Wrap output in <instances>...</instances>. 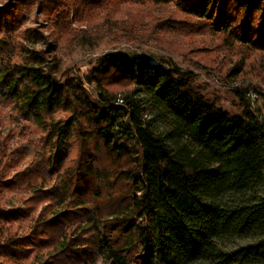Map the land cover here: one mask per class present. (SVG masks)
Here are the masks:
<instances>
[{"label":"trees","instance_id":"obj_1","mask_svg":"<svg viewBox=\"0 0 264 264\" xmlns=\"http://www.w3.org/2000/svg\"><path fill=\"white\" fill-rule=\"evenodd\" d=\"M133 1L173 3L189 20L155 18L163 33L209 29L246 47L263 75L264 0H13L54 18L67 46L97 10L108 22ZM50 54L31 50L0 70V100L43 132L32 164L0 180V192L26 184L33 193L28 207L0 206V222L42 205L28 234L0 241V264H264V122L252 110L233 115L194 72L151 71L150 58L118 52L90 73L94 96Z\"/></svg>","mask_w":264,"mask_h":264},{"label":"rangeland","instance_id":"obj_2","mask_svg":"<svg viewBox=\"0 0 264 264\" xmlns=\"http://www.w3.org/2000/svg\"><path fill=\"white\" fill-rule=\"evenodd\" d=\"M149 13L151 17H148ZM95 16L91 23L74 26L80 34L79 40L67 46L58 37L54 18L42 12L36 3L19 5L13 0H0V70L26 62L31 50L49 48L50 56L61 63L63 71L83 79L86 88L95 96L97 90L90 81V73L102 55L118 52L130 57L146 56L150 58L149 70L178 67L192 71L196 75V86L209 100L233 115L249 108L264 122V73L255 75L246 47L239 44L227 46L220 34L209 29L200 33H191L187 28L163 33L160 21L169 18L189 20L177 11L173 3L144 5L133 1L120 4L118 12L108 22L102 10H97ZM155 18L160 21H154ZM15 21L19 25L13 30ZM83 30L87 32L86 36ZM245 58H248L247 71L231 76L230 68ZM65 116L59 113L56 119ZM42 135V130L22 118L13 105L0 100V140L6 138L0 156V180L4 179L3 176L14 177L32 164L35 154L41 150ZM133 148L138 150L135 145ZM22 152L23 157L17 163ZM75 153L74 149L72 157ZM32 196L31 187L26 184L12 191L4 190L0 192V206L25 208ZM41 208L42 205L30 217L20 219L12 226L0 222V241L11 233L28 234ZM31 261L28 260L29 263ZM97 264H102V261Z\"/></svg>","mask_w":264,"mask_h":264}]
</instances>
